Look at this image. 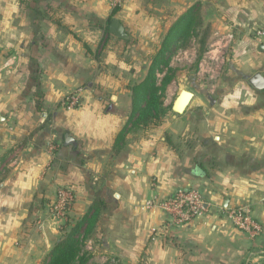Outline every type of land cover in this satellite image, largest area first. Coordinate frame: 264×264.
<instances>
[{
    "label": "crops",
    "instance_id": "obj_1",
    "mask_svg": "<svg viewBox=\"0 0 264 264\" xmlns=\"http://www.w3.org/2000/svg\"><path fill=\"white\" fill-rule=\"evenodd\" d=\"M22 1L0 0V264L43 262L63 233L52 220L39 230L37 217L61 188L74 193L73 222L100 205L91 264H264V88L193 92L183 113L130 123L132 88L171 26L203 0H124L117 9L107 0ZM234 1L215 7L216 32L264 25V0ZM113 18L127 38L111 33ZM73 92L82 105L67 110L61 101ZM190 187L208 209L189 223L171 226L146 206ZM232 207L261 223L256 239L228 218Z\"/></svg>",
    "mask_w": 264,
    "mask_h": 264
},
{
    "label": "rangeland",
    "instance_id": "obj_2",
    "mask_svg": "<svg viewBox=\"0 0 264 264\" xmlns=\"http://www.w3.org/2000/svg\"><path fill=\"white\" fill-rule=\"evenodd\" d=\"M246 1H248L249 8L253 3L255 5L253 0H243L239 3H246ZM218 4L236 7L237 3L234 0H203L201 2L202 25L198 35L193 37L189 44L186 43L184 47H179L172 56L171 66L175 69V75L166 87L165 106L173 104L181 89L200 95L204 92H212L216 95L224 90L251 91L255 87L250 84L249 79L257 72L264 75V49H259L260 45H264V36L261 37L258 34L259 31L264 32V25L252 22L248 25L247 32L240 29L238 33L232 32V38H224L214 29L217 22H215V10H217L215 7ZM238 26H240L239 23ZM218 40H222L219 45ZM257 65L260 66L257 67ZM207 103L211 104L209 99ZM4 174L3 170L0 173V179ZM49 216L50 210L46 208L45 212L38 215L37 220H47L46 226L51 220ZM67 220L62 218L59 222L57 221L59 227L63 226ZM239 230L247 234L250 239H256L248 232ZM87 242L88 239L84 245V251L91 254L87 248ZM92 257L91 254V259ZM91 259L88 264H91ZM257 263L261 264L260 262H249V264ZM105 264L119 263L110 259Z\"/></svg>",
    "mask_w": 264,
    "mask_h": 264
},
{
    "label": "trees",
    "instance_id": "obj_3",
    "mask_svg": "<svg viewBox=\"0 0 264 264\" xmlns=\"http://www.w3.org/2000/svg\"><path fill=\"white\" fill-rule=\"evenodd\" d=\"M201 25V2H197L171 26L161 48L153 55L147 76L132 88L133 113L130 123L133 127L160 124L168 111L172 110V105L164 104L166 87L175 75V69L171 66L172 56L179 47L189 44L198 35ZM99 216L100 205H94L81 220L73 222L69 218L60 227L63 235L53 243L41 264H88L91 254L84 251V245Z\"/></svg>",
    "mask_w": 264,
    "mask_h": 264
},
{
    "label": "built area",
    "instance_id": "obj_4",
    "mask_svg": "<svg viewBox=\"0 0 264 264\" xmlns=\"http://www.w3.org/2000/svg\"><path fill=\"white\" fill-rule=\"evenodd\" d=\"M107 1L114 9L120 7L124 2V0ZM258 34L261 35L262 31H259ZM229 37L232 38V35H229ZM61 102L65 109L73 110L82 105V98L78 92H73L66 95ZM74 198L72 190L67 188L59 189L56 200L49 207V219L54 222L60 221L62 218L67 220ZM146 206L159 208L165 212L169 216V224L171 226H181L195 218L202 217L208 209V202L198 189L190 187L177 190L165 197H152L146 202ZM226 214L235 227L248 232L253 238L258 237L263 231L261 223L252 215L248 207L228 208ZM46 221L39 219L37 228L44 230Z\"/></svg>",
    "mask_w": 264,
    "mask_h": 264
},
{
    "label": "water",
    "instance_id": "obj_5",
    "mask_svg": "<svg viewBox=\"0 0 264 264\" xmlns=\"http://www.w3.org/2000/svg\"><path fill=\"white\" fill-rule=\"evenodd\" d=\"M110 31L111 33L115 34L120 38L128 37L123 24L117 18L112 19ZM249 81L250 84L257 89L264 88V76L261 73H256L253 77L250 78ZM193 95H194L193 92L182 89L180 96L173 103L172 109L177 113H183L187 109L191 99L193 98ZM68 138L69 135L66 136V139Z\"/></svg>",
    "mask_w": 264,
    "mask_h": 264
}]
</instances>
